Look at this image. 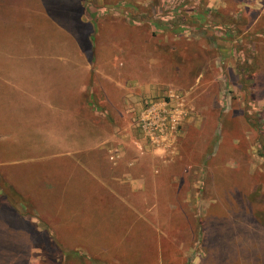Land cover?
<instances>
[{"label":"rangeland","instance_id":"374dc122","mask_svg":"<svg viewBox=\"0 0 264 264\" xmlns=\"http://www.w3.org/2000/svg\"><path fill=\"white\" fill-rule=\"evenodd\" d=\"M27 2L20 12L0 5V68L16 65L12 32L26 20L67 50L80 44L88 59L113 52L106 68L123 62L132 86L157 82L162 92L183 94L189 115L168 151L139 141L138 110L131 114L137 143L167 166L129 204L146 212V264H264V0ZM26 61L28 68L41 62ZM37 208L0 173V264L104 263L59 249L48 228L29 222ZM114 253L116 261L124 255Z\"/></svg>","mask_w":264,"mask_h":264},{"label":"crops","instance_id":"0c3cea01","mask_svg":"<svg viewBox=\"0 0 264 264\" xmlns=\"http://www.w3.org/2000/svg\"><path fill=\"white\" fill-rule=\"evenodd\" d=\"M18 3L0 0L28 11L27 0ZM17 22L16 65L0 68V173L39 206L33 226L48 228L59 249L95 254L103 264L131 256L146 264V212L129 204L145 197L148 181L162 178L167 166L137 143L129 125L141 95L161 94L160 85L132 86L123 62L106 68L113 52L88 59L80 44L67 50L42 24ZM119 52V59L127 55ZM28 58L41 62L28 68ZM114 252L124 255L116 261Z\"/></svg>","mask_w":264,"mask_h":264},{"label":"built area","instance_id":"2783aa9c","mask_svg":"<svg viewBox=\"0 0 264 264\" xmlns=\"http://www.w3.org/2000/svg\"><path fill=\"white\" fill-rule=\"evenodd\" d=\"M188 115L183 94L170 87L159 95L144 97L140 101L135 133L139 141L150 148L168 151L174 146Z\"/></svg>","mask_w":264,"mask_h":264},{"label":"trees","instance_id":"16d2710c","mask_svg":"<svg viewBox=\"0 0 264 264\" xmlns=\"http://www.w3.org/2000/svg\"><path fill=\"white\" fill-rule=\"evenodd\" d=\"M13 210H15V212H18V214L21 216V218H24V215L21 214L17 209L13 208ZM24 221H25L27 224H30V223L33 224L31 221H29L30 223L28 222V220H25V219H24ZM68 253H71L72 255H77V256H78V253H76V252H74V251H70V252H68ZM66 255L69 256L70 254H66ZM80 257H81V256H80ZM81 264H86V263L82 260Z\"/></svg>","mask_w":264,"mask_h":264}]
</instances>
